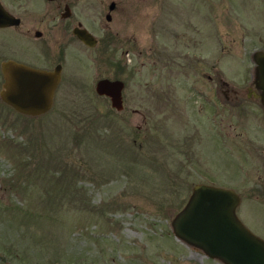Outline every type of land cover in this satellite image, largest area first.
I'll list each match as a JSON object with an SVG mask.
<instances>
[{
	"label": "rangeland",
	"instance_id": "rangeland-1",
	"mask_svg": "<svg viewBox=\"0 0 264 264\" xmlns=\"http://www.w3.org/2000/svg\"><path fill=\"white\" fill-rule=\"evenodd\" d=\"M58 1L1 0L23 24L0 27V61L30 56L22 30L58 21ZM71 1L70 26L47 33L70 39L51 109L26 115L0 98V264H224L171 219L195 183L232 180L215 152L227 153L224 119L244 102L230 105L221 80L244 91L261 0H115L111 20V0ZM78 20L95 46L71 39ZM106 32L116 37L102 51ZM100 77L125 81L122 109L95 91ZM244 197L237 213L264 238L263 197Z\"/></svg>",
	"mask_w": 264,
	"mask_h": 264
},
{
	"label": "water",
	"instance_id": "water-1",
	"mask_svg": "<svg viewBox=\"0 0 264 264\" xmlns=\"http://www.w3.org/2000/svg\"><path fill=\"white\" fill-rule=\"evenodd\" d=\"M113 6L111 2L109 9ZM67 13L68 10L63 14ZM106 18H111L110 13ZM18 22L19 17L7 10L0 0V26ZM73 32L87 45L97 42L84 26H75ZM253 57L255 82L264 104V51L255 50ZM0 68L4 78L0 87L2 101L29 115L41 114L51 107L60 80V64L48 70L9 58L1 61ZM123 86L120 78L100 77L96 80L95 91L108 96L111 105L121 109ZM238 202L239 195L232 188L197 182L185 204L171 219L173 233L224 264H264V238L239 218L235 211Z\"/></svg>",
	"mask_w": 264,
	"mask_h": 264
},
{
	"label": "flooded vegetation",
	"instance_id": "flooded-vegetation-1",
	"mask_svg": "<svg viewBox=\"0 0 264 264\" xmlns=\"http://www.w3.org/2000/svg\"><path fill=\"white\" fill-rule=\"evenodd\" d=\"M111 2H114V6L112 9H109V11L105 13V17L107 13H110L111 18H112L111 11L116 7V2L115 0H111L110 3ZM260 3H261V6H264V0H261ZM61 4H62V10L60 8ZM74 5L75 4L71 0H59L58 4L56 5L58 9V14L60 15V17L58 16V21H54L56 17L53 14V16L50 18L51 20H53V23H50L49 25L46 24V28L43 27V29H41L37 27H26L25 29H23L22 32H24L27 35L26 41L28 40L31 43V44L29 43V46L27 47V51L30 56L24 59H16V58H11V59H15L17 61L24 62L28 65L38 67V68L48 69V70L53 69L57 64H60L61 74H60V80L58 82L59 84L63 78L64 63H65L64 60L69 55L68 46L70 43V39H68L65 35L62 36L60 39L58 38L53 39L52 35L47 34V33L48 31L51 32L54 30L51 28V26H54V27L61 26L62 29L64 30L63 33L66 31V28L70 26V21L68 20L70 19L72 15V6L74 7ZM67 10H68V13L64 15L63 13ZM11 13L19 17V22L16 24L0 26V27H20L23 24V19L21 18V16L13 12ZM259 13L264 14V11L259 12ZM111 18L110 19L106 18V19L111 20ZM251 21H252L251 24H253L252 27L256 31L255 33L257 35L264 36V18H251ZM260 22H263L261 24L262 26L256 27L257 23H260ZM77 25L84 26L79 20L76 23L72 24L71 32H72L73 37L71 39H77L83 45L88 46V47L95 46L101 40L98 38V36H96L93 33V31H91L88 27L84 26L90 32H92L95 38L97 39V42L92 46L85 44L73 32V28ZM249 29L251 30V28L249 27L247 28L248 32L252 34ZM37 31L39 32V34H37ZM116 33L118 34V32ZM115 37H116L115 34L111 32H106L105 36L102 38L103 47L101 48V50L105 51L106 46L112 43ZM38 39H41V40H38ZM55 41L58 42L57 43L58 48L52 47ZM257 49H261L264 51V42H263V46L255 48L250 53V62L252 65V75L250 76V79L248 80L246 87L243 88L244 89L243 92L230 87L228 81L224 80L223 78L221 80L222 84L225 85V89L223 90L224 92L223 95L225 99H227L230 102V105H237L240 102H244L241 104L242 107H238L236 109L229 108L227 117L226 119H224V121L226 122L224 130L228 128L227 131H229L230 133L234 132L232 138L230 135H228L231 139L229 141L228 149L226 151L227 153H223L221 148H219V151L217 150L215 152L216 158L218 161L221 160L223 156L227 157V163L229 164L228 168H230L232 172L231 173L232 180L230 183H227L226 185H224V187L232 188L239 195V202L235 208L236 213L238 209L241 208L245 203V200H243L242 198L243 196H245L244 199H247V198L249 199L253 196H262L263 197L262 200H264V104L261 100L260 89L257 87L256 82H255L256 81L255 79L256 61L253 57V53ZM4 59H9V58L5 57ZM116 61L122 62L120 60H116ZM51 62H54V63L52 64ZM2 77H3V74H2ZM208 77L212 79V76H208ZM215 79L217 80L216 81V90H217L216 94L218 95L219 90H220V86H219L220 78L215 77ZM124 86H125V81H124ZM124 86H123V89H124ZM123 89H122V104H123ZM54 94H55V91H54ZM246 98L251 99L252 102L247 100ZM53 101H54V96H53ZM248 102L249 103L255 102L256 105H258L259 107L251 108L249 107ZM214 104L215 102L212 105ZM52 105H53V102L51 104V107ZM222 105H223L222 109L223 111H225L224 109L227 107L228 104L223 102ZM51 107L49 109H51ZM12 108L16 110L14 107ZM18 112L22 113L20 111ZM22 114H26V113H22ZM26 115H29V114H26ZM223 127H224L223 125L218 124L216 128L217 132L219 133V134H216L215 136V138L217 139V142H220V140L226 141L225 135L220 133L221 128ZM220 186H223V185H220ZM249 201H247V203ZM237 215L239 216L238 213ZM239 218L242 220L240 216Z\"/></svg>",
	"mask_w": 264,
	"mask_h": 264
},
{
	"label": "trees",
	"instance_id": "trees-1",
	"mask_svg": "<svg viewBox=\"0 0 264 264\" xmlns=\"http://www.w3.org/2000/svg\"><path fill=\"white\" fill-rule=\"evenodd\" d=\"M75 173H76V172H75ZM75 173H74V174H75Z\"/></svg>",
	"mask_w": 264,
	"mask_h": 264
}]
</instances>
